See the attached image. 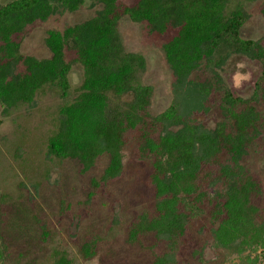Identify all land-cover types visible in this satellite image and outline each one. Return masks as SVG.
Returning <instances> with one entry per match:
<instances>
[{
  "label": "trees",
  "instance_id": "obj_1",
  "mask_svg": "<svg viewBox=\"0 0 264 264\" xmlns=\"http://www.w3.org/2000/svg\"><path fill=\"white\" fill-rule=\"evenodd\" d=\"M85 1L101 8L80 24L47 31L43 42L49 58L19 53L25 31L36 21L73 12ZM248 3L10 0L0 4V105L34 107L35 95L44 89L66 97L69 68L80 65V85L53 114L55 128L46 139V155L71 161L81 173L104 159L97 182H89L94 189L98 182L104 186L121 176L124 151H134L131 154L139 162L135 174L143 175L141 207L125 240L141 247L147 237L161 243L163 252L151 264H177V255L186 254L184 246L189 258L199 256L201 245L194 242L191 248L186 242L193 240L187 231L200 216L210 225L207 231L215 245L238 253L259 250L245 264H264L262 193L246 164L258 157L264 162V42L240 37ZM259 12L264 15V0ZM121 16L163 37L161 50L173 76L172 100L156 116L147 112L150 89L139 80L143 58L120 46L115 25ZM231 55L260 65L248 100L234 97L214 72ZM126 93L131 95L129 102H121ZM206 116L213 120L211 128L203 124ZM203 229L199 224L198 232ZM86 240L78 247L83 260L92 257L94 248L93 239ZM6 253L0 236V264H5ZM55 256L51 264H62V258Z\"/></svg>",
  "mask_w": 264,
  "mask_h": 264
},
{
  "label": "rangeland",
  "instance_id": "obj_2",
  "mask_svg": "<svg viewBox=\"0 0 264 264\" xmlns=\"http://www.w3.org/2000/svg\"><path fill=\"white\" fill-rule=\"evenodd\" d=\"M8 1L0 0V4ZM259 7L260 0H249L245 7L248 16L239 31L241 38L264 42V15ZM100 8L98 3L85 1L73 12L54 13L44 21H36L25 31L19 53L49 58L43 42L47 31L61 32L65 27L87 21ZM115 31L124 52L143 58L139 80L150 89L147 112L150 116L160 114L172 100L173 83L161 50L163 37L153 35L142 23L132 22L126 16L117 20ZM214 72L234 97L248 100L260 65L244 56L231 55ZM81 79L82 68L73 64L66 75V97L44 89L35 95L34 107L18 104L3 109L0 105V236L8 251L5 264H51L56 254V258H62V264H151L154 256L163 252V245L150 237L143 239V247L130 246L125 240L126 229L141 207L139 177L143 175L135 174L139 162L135 153L131 154L133 150L123 153L122 175L104 186L98 182L95 190L89 182H97L104 159H98L81 173L71 161L46 155L45 142L55 128L53 114L63 102L72 99ZM130 98L126 93L120 101L127 103ZM202 120L207 128L212 127L209 116ZM246 164L250 175L260 184L259 204L264 216V162L258 157L250 158ZM144 180L147 186L148 177ZM146 195L147 190L143 195L145 202ZM202 219L200 216L194 227L188 229L193 240L186 242L190 247L194 242L201 245L199 256L189 258L188 247L184 246L186 254L177 255V264H245L247 259L259 255V250L238 253L215 245L207 231L210 225ZM199 224L205 227L201 232ZM90 237L94 241L92 257L83 260L78 247Z\"/></svg>",
  "mask_w": 264,
  "mask_h": 264
}]
</instances>
